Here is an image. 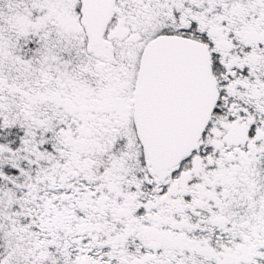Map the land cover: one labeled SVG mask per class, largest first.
<instances>
[{"label": "snow or ice", "instance_id": "1", "mask_svg": "<svg viewBox=\"0 0 264 264\" xmlns=\"http://www.w3.org/2000/svg\"><path fill=\"white\" fill-rule=\"evenodd\" d=\"M0 264H264V0H0Z\"/></svg>", "mask_w": 264, "mask_h": 264}]
</instances>
